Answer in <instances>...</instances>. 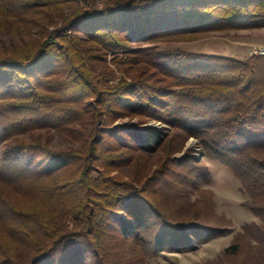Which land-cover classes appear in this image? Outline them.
Instances as JSON below:
<instances>
[{
    "label": "trees",
    "instance_id": "trees-1",
    "mask_svg": "<svg viewBox=\"0 0 264 264\" xmlns=\"http://www.w3.org/2000/svg\"><path fill=\"white\" fill-rule=\"evenodd\" d=\"M262 27L264 0H0V264H166L223 231L213 192L187 197L206 168L172 157L189 136L259 219L208 264H264V56L156 44Z\"/></svg>",
    "mask_w": 264,
    "mask_h": 264
},
{
    "label": "rangeland",
    "instance_id": "rangeland-1",
    "mask_svg": "<svg viewBox=\"0 0 264 264\" xmlns=\"http://www.w3.org/2000/svg\"><path fill=\"white\" fill-rule=\"evenodd\" d=\"M4 41L9 43L10 36H0V42ZM156 44L166 49L224 54L245 59L250 56H257L252 55L250 52L253 46L264 45V27L214 31L209 32L199 40L159 41ZM112 56V54H109L104 64L109 68V83L116 84L121 78H128V73L121 69L119 62L113 61ZM136 121H138L137 117H124L117 119L114 124L133 123ZM145 125L151 126L156 136H160L164 132H173L171 125L157 119H150ZM50 136L53 147L64 148L73 145L71 140L55 130H51ZM139 136L140 141L145 140L144 135L140 134ZM174 152L172 157L189 156L188 160L185 161L195 160L206 168V171L202 169L196 170L193 175L194 186L188 187L189 189L186 191L187 197L189 201H193L199 194L198 189L213 192L215 219L225 218V223L221 220L219 221L223 231H219L217 235L201 241L195 240L192 235H189L186 248L174 251L164 250L152 262L161 261L166 264H208L209 262H217L223 250L231 243L234 235L242 226L253 221L259 222V219L242 206V202L246 197L240 190L239 181L228 169L204 155L198 138L189 136L184 140L181 149H176ZM177 169L179 170L180 166H177ZM187 169H189V166L183 170L187 171ZM124 170L128 171L129 168L127 167ZM176 182L178 183V181ZM132 224L134 223L128 224V230L131 229Z\"/></svg>",
    "mask_w": 264,
    "mask_h": 264
},
{
    "label": "built area",
    "instance_id": "built-area-1",
    "mask_svg": "<svg viewBox=\"0 0 264 264\" xmlns=\"http://www.w3.org/2000/svg\"><path fill=\"white\" fill-rule=\"evenodd\" d=\"M250 52L252 55L264 56V45L253 46Z\"/></svg>",
    "mask_w": 264,
    "mask_h": 264
}]
</instances>
